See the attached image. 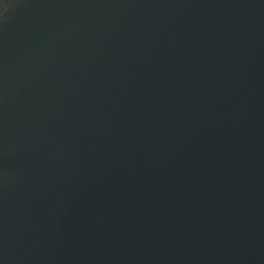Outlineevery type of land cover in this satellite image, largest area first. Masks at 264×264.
<instances>
[{
    "label": "water",
    "instance_id": "water-1",
    "mask_svg": "<svg viewBox=\"0 0 264 264\" xmlns=\"http://www.w3.org/2000/svg\"><path fill=\"white\" fill-rule=\"evenodd\" d=\"M0 264H264V0H0Z\"/></svg>",
    "mask_w": 264,
    "mask_h": 264
}]
</instances>
